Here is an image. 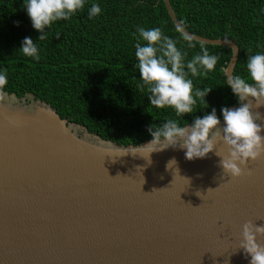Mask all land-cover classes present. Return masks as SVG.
<instances>
[{
    "label": "water",
    "instance_id": "95a60500",
    "mask_svg": "<svg viewBox=\"0 0 264 264\" xmlns=\"http://www.w3.org/2000/svg\"><path fill=\"white\" fill-rule=\"evenodd\" d=\"M187 32L231 50L227 81L238 46ZM4 93L0 264H250L239 243L245 222L264 226V158L250 161L252 175L239 179L223 174L215 152L190 161L186 149L168 147L152 152L149 164L147 153L133 152L159 147L152 140L118 145L31 94ZM254 111L264 126V106ZM172 158L179 173L166 167Z\"/></svg>",
    "mask_w": 264,
    "mask_h": 264
},
{
    "label": "trees",
    "instance_id": "16d2710c",
    "mask_svg": "<svg viewBox=\"0 0 264 264\" xmlns=\"http://www.w3.org/2000/svg\"><path fill=\"white\" fill-rule=\"evenodd\" d=\"M177 20L186 30L208 39H227L239 48L233 74L247 76L248 57L264 53V0H169ZM25 0H0V72L7 73L3 92L23 98L31 94L50 104L61 119L82 125L118 145H140L152 140L149 127L168 119L192 124L215 109L239 105L226 83L232 52L227 47L203 44L219 57L216 68L193 79L198 89L211 88L192 114L177 117L174 109L151 106L150 93L136 65L138 27L161 28L178 41L187 59L200 53L201 44L189 48L180 39L162 0H86L85 8L69 20L45 29L46 39L35 30L24 8ZM95 3L101 13L89 18ZM28 37L38 44L40 59L19 51ZM143 43V42H142Z\"/></svg>",
    "mask_w": 264,
    "mask_h": 264
},
{
    "label": "clouds",
    "instance_id": "9594fccd",
    "mask_svg": "<svg viewBox=\"0 0 264 264\" xmlns=\"http://www.w3.org/2000/svg\"><path fill=\"white\" fill-rule=\"evenodd\" d=\"M86 0H25L24 8L32 21L35 30L42 33L39 41L46 39L45 29L55 22L69 20L78 11L85 8ZM101 13V7L93 3L88 9L89 18ZM183 21L179 22L176 32L180 39L187 42L189 48L194 47L196 39L186 30ZM135 56L138 59L136 67L142 77L143 86H147L151 106L159 109L170 107L177 117L192 114L197 100L203 103L211 88L203 90L195 88L193 79L203 70L205 73L213 71L219 57L210 54L207 47L201 44V51L187 59V52L178 47V41L165 35L161 28H137ZM143 42V43H142ZM19 50L23 55L40 59L38 44L26 37ZM235 54V49L233 50ZM247 76L236 74L227 75V85L238 97L240 106L230 109L223 108L224 126L218 118L216 110L206 114L203 118H196L194 123L181 125L179 120L168 119L163 125H152L148 131L153 137L148 145H159L150 151L138 149L133 153L142 155L151 164L150 154L163 151L168 147L179 146L186 149L188 160L205 158L215 152L220 157L219 166L223 174L232 179H239L245 175H252L249 162H256L264 158V126L259 123L261 114L254 108L264 106V53H256L248 57ZM7 73L0 72V99L5 93ZM253 101L255 103H253ZM145 145V146H148ZM218 145L221 147L218 149ZM177 161H168V169L176 168ZM179 173V169L176 168ZM184 178V177H183ZM189 182L191 181L184 178ZM160 189H153L158 191ZM215 190V189H214ZM209 188L208 191H214ZM199 196V195H198ZM239 249L251 257L250 264H264V226H257L249 220L242 225Z\"/></svg>",
    "mask_w": 264,
    "mask_h": 264
},
{
    "label": "bare ground",
    "instance_id": "6f19581e",
    "mask_svg": "<svg viewBox=\"0 0 264 264\" xmlns=\"http://www.w3.org/2000/svg\"><path fill=\"white\" fill-rule=\"evenodd\" d=\"M8 100V99H7ZM85 138H91L88 134H84Z\"/></svg>",
    "mask_w": 264,
    "mask_h": 264
}]
</instances>
